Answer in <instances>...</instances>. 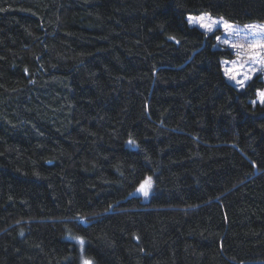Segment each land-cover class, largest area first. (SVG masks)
<instances>
[{"label": "trees", "instance_id": "1", "mask_svg": "<svg viewBox=\"0 0 264 264\" xmlns=\"http://www.w3.org/2000/svg\"><path fill=\"white\" fill-rule=\"evenodd\" d=\"M202 13L264 0H0V264H264V82Z\"/></svg>", "mask_w": 264, "mask_h": 264}, {"label": "rangeland", "instance_id": "2", "mask_svg": "<svg viewBox=\"0 0 264 264\" xmlns=\"http://www.w3.org/2000/svg\"><path fill=\"white\" fill-rule=\"evenodd\" d=\"M204 14H208V13H202L199 15H188L187 22H188L189 16L198 17ZM210 16L214 20L222 19L223 21H226L225 19L221 17H216L212 15ZM226 22L229 23L228 21ZM229 24L233 26L235 31L226 32L222 25H217L213 32L206 33L203 28L199 27V25L189 24V26L199 28L201 31L205 32L208 35H215V40H216L215 45H214L215 49L230 50L233 53L234 57L232 59H225L222 61V68H223L224 75L227 69H233L234 72L246 73L247 75L251 76V79L246 82L245 86L250 81H252L253 79L257 77H260L261 80L264 82V71L260 70L261 65L254 63L251 59L252 55L255 52H260L262 55H264V49L253 47V45L257 43H264V33H257L255 36H253L250 30V27H249V26H255L256 28H264V24L263 23H250L246 25H238V24H232V23H229ZM217 37H220V39L217 40ZM225 41H227L228 43H225ZM231 45H237V47H231ZM252 69H256L257 71L253 72ZM226 78L239 91L244 90L245 87L241 88L239 85L236 84L235 81L230 80L228 76H226ZM237 78L241 79L242 76H238ZM261 91H264V88L260 90L259 92ZM254 101H256L255 104H261L258 99V94H257V98ZM151 190H152V184H151V188L149 189V194L151 193ZM141 196L142 198L146 197L142 193H141ZM86 259L87 258L85 259L82 258L81 264H83V261Z\"/></svg>", "mask_w": 264, "mask_h": 264}, {"label": "snow or ice", "instance_id": "3", "mask_svg": "<svg viewBox=\"0 0 264 264\" xmlns=\"http://www.w3.org/2000/svg\"><path fill=\"white\" fill-rule=\"evenodd\" d=\"M188 23L191 25H199V27L203 28L206 33H211L214 31L215 27L217 25H222L226 32L229 31H235L233 26L226 21L221 20H214L212 17L208 14L200 15L198 17L189 16L188 17ZM250 30L255 36L257 33H264V28H256L255 26H249ZM220 37H217V40H219ZM225 43H228L225 41ZM231 47H237V45H231ZM254 48L264 49V43H257L253 45ZM252 61L256 64L261 65L262 71H264V55H262L260 52H255L252 57ZM253 72L257 71L256 69H252ZM225 75L228 76L230 80H233L236 82L237 85H239L241 88L245 87V84L248 80L251 79V76L247 75L246 73H240V72H234L233 69H227L225 71ZM238 76H242L241 79H238ZM258 99L261 104H264V91H261L258 93ZM255 104L256 101H253ZM129 143H134V141H129ZM152 180L151 177L145 179L137 188V191L142 193L144 196H147L149 194V189L151 188ZM79 239V242L81 245H83L84 241L82 238ZM83 264H91V261L84 260Z\"/></svg>", "mask_w": 264, "mask_h": 264}]
</instances>
